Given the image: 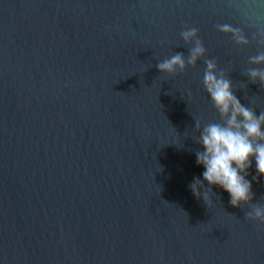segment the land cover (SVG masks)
Listing matches in <instances>:
<instances>
[{"label": "water", "instance_id": "obj_1", "mask_svg": "<svg viewBox=\"0 0 264 264\" xmlns=\"http://www.w3.org/2000/svg\"><path fill=\"white\" fill-rule=\"evenodd\" d=\"M185 26L205 57L160 74L158 60L187 56ZM260 29L264 0H0V264H264L248 208L218 186L209 210L193 196L202 147L184 136L194 118L219 120L205 59L264 110V89L243 75L264 51ZM248 171L264 204L254 159Z\"/></svg>", "mask_w": 264, "mask_h": 264}, {"label": "clouds", "instance_id": "obj_2", "mask_svg": "<svg viewBox=\"0 0 264 264\" xmlns=\"http://www.w3.org/2000/svg\"><path fill=\"white\" fill-rule=\"evenodd\" d=\"M216 29L229 35L237 46L245 47L250 43L240 28L217 24ZM198 32L196 27H184L180 37L189 45L187 56L184 52H176L158 60L156 68L160 74L175 77L189 67L194 68L205 57L206 48ZM252 40L264 48V29L254 33ZM248 63L256 67L247 68L243 75L264 89V67H260L264 65V51L249 57ZM204 64L202 86L219 120L204 122L194 118L195 127L184 133L185 138L191 135L193 141L201 145L202 150H196L195 157L196 164L204 168L202 178L194 177L188 187L196 199H202L208 210L212 208L216 195L213 186L222 188L229 194L231 206L249 209L244 211L246 221L264 226V204L253 203L252 181L247 179L253 159L256 176L252 180L264 177V110L257 115L254 108L240 102L234 94L232 81L218 69L215 59H205Z\"/></svg>", "mask_w": 264, "mask_h": 264}]
</instances>
